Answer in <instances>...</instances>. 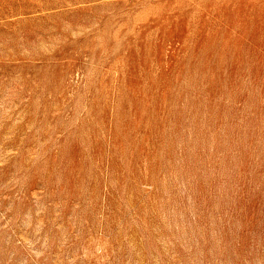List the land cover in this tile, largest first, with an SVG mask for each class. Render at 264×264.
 <instances>
[{
  "label": "rangeland",
  "instance_id": "rangeland-1",
  "mask_svg": "<svg viewBox=\"0 0 264 264\" xmlns=\"http://www.w3.org/2000/svg\"><path fill=\"white\" fill-rule=\"evenodd\" d=\"M0 264H264V0H0Z\"/></svg>",
  "mask_w": 264,
  "mask_h": 264
}]
</instances>
